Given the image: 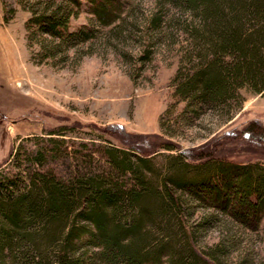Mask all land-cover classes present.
<instances>
[{
	"label": "trees",
	"instance_id": "1",
	"mask_svg": "<svg viewBox=\"0 0 264 264\" xmlns=\"http://www.w3.org/2000/svg\"><path fill=\"white\" fill-rule=\"evenodd\" d=\"M45 1L26 25L28 42L29 26L56 42H40L45 58L125 20L115 0H89L100 28L70 30L80 0ZM157 1L143 32L157 34L164 9L172 11L171 27L187 43L172 79L184 112L224 111L228 119L240 108L242 90L264 96V0ZM223 134L232 140V132ZM243 137L264 143V128L249 123ZM218 141L172 153L175 144L152 135L141 142L144 149L109 143V171L69 181L46 171L28 183L19 173L0 177V264H249L247 254L229 259L238 245L229 231L205 249L195 246L199 228L223 219L255 232L264 217V163L216 156L211 148ZM40 159L37 153L31 161ZM192 202L208 212L190 224Z\"/></svg>",
	"mask_w": 264,
	"mask_h": 264
},
{
	"label": "rangeland",
	"instance_id": "2",
	"mask_svg": "<svg viewBox=\"0 0 264 264\" xmlns=\"http://www.w3.org/2000/svg\"><path fill=\"white\" fill-rule=\"evenodd\" d=\"M80 2L70 30L100 28L89 0ZM115 4L125 15L117 28H102L88 43L49 52L45 58L40 42H56L30 26L33 40L28 42L26 25L32 12L49 4L0 0V177L19 173L28 183L33 173L46 171L69 181L109 171L104 152L109 143L139 144L144 149L141 142L152 135L175 144L172 153L201 147L214 138L220 140L212 145L214 155L264 163V143L243 137L249 123L264 128V96L242 90L240 108L233 107L228 119L224 111L203 110L195 116L184 112V103L173 94L172 79L187 43L171 27L172 11L164 9L166 23L157 34H144L145 20L158 12V1ZM146 49L150 53L142 60ZM224 132H232V140ZM37 153L41 159L34 164L31 159ZM191 204L195 206L187 216L190 224L208 212ZM228 231L238 241L230 260L247 254L249 264H264V217L255 232L241 231L223 219L199 228L195 246L205 249Z\"/></svg>",
	"mask_w": 264,
	"mask_h": 264
}]
</instances>
